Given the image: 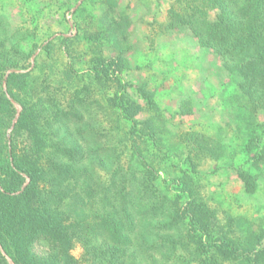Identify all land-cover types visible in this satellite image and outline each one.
<instances>
[{
    "label": "trees",
    "instance_id": "trees-1",
    "mask_svg": "<svg viewBox=\"0 0 264 264\" xmlns=\"http://www.w3.org/2000/svg\"><path fill=\"white\" fill-rule=\"evenodd\" d=\"M105 3L91 33L49 40L31 70L5 80L39 45L31 29L11 31L0 18V264H77L76 243L85 264H264L259 236L236 240L217 224L194 165L180 170L176 191L162 182L174 136L153 94L122 80L129 20H114L115 1ZM180 7L168 26L214 47L253 111L264 110V0ZM6 94L22 108L9 135ZM141 114L149 116L138 122ZM179 140L188 152L200 146L194 135Z\"/></svg>",
    "mask_w": 264,
    "mask_h": 264
},
{
    "label": "rangeland",
    "instance_id": "rangeland-1",
    "mask_svg": "<svg viewBox=\"0 0 264 264\" xmlns=\"http://www.w3.org/2000/svg\"><path fill=\"white\" fill-rule=\"evenodd\" d=\"M114 1V20L120 21V16L129 20L125 33L129 69L121 78L153 94L174 136L175 154L160 164L162 182L175 190L180 170L188 167L191 172L194 165L198 192L215 213L217 224L228 227L236 240L248 232L256 234L260 239L257 250H264V110L253 111L214 47L203 46L184 29L168 26L169 10H178L190 0ZM106 7L105 0H0V18L10 24L11 31L31 29L39 45L29 67L8 70L4 80L11 72L31 70L41 46L49 40L74 37L78 27L91 33ZM214 17L213 11L207 14L209 20ZM112 49L107 43L105 55H112ZM56 60L59 67L64 66L62 57ZM6 96L15 110L9 135L22 108ZM148 116L138 115L137 120ZM192 135L200 146L188 152L190 144L182 145L179 139ZM219 145L222 150L213 152ZM70 254L77 264H85L78 243L72 245Z\"/></svg>",
    "mask_w": 264,
    "mask_h": 264
},
{
    "label": "water",
    "instance_id": "water-1",
    "mask_svg": "<svg viewBox=\"0 0 264 264\" xmlns=\"http://www.w3.org/2000/svg\"><path fill=\"white\" fill-rule=\"evenodd\" d=\"M12 264V263H11Z\"/></svg>",
    "mask_w": 264,
    "mask_h": 264
}]
</instances>
